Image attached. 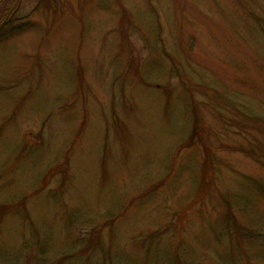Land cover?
<instances>
[{
  "label": "rangeland",
  "instance_id": "obj_1",
  "mask_svg": "<svg viewBox=\"0 0 264 264\" xmlns=\"http://www.w3.org/2000/svg\"><path fill=\"white\" fill-rule=\"evenodd\" d=\"M0 8V264H264V0Z\"/></svg>",
  "mask_w": 264,
  "mask_h": 264
},
{
  "label": "trees",
  "instance_id": "obj_2",
  "mask_svg": "<svg viewBox=\"0 0 264 264\" xmlns=\"http://www.w3.org/2000/svg\"><path fill=\"white\" fill-rule=\"evenodd\" d=\"M5 0H3L2 2L4 3ZM4 7V5H3ZM11 13H8L5 11V8H0V27L2 25H8L12 22L11 20Z\"/></svg>",
  "mask_w": 264,
  "mask_h": 264
}]
</instances>
